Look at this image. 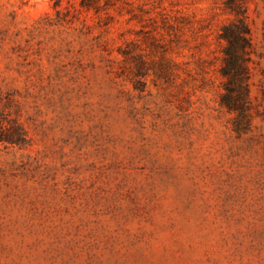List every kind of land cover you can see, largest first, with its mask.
Returning a JSON list of instances; mask_svg holds the SVG:
<instances>
[{
	"label": "rangeland",
	"instance_id": "obj_1",
	"mask_svg": "<svg viewBox=\"0 0 264 264\" xmlns=\"http://www.w3.org/2000/svg\"><path fill=\"white\" fill-rule=\"evenodd\" d=\"M226 0H0V264H264V0L245 115Z\"/></svg>",
	"mask_w": 264,
	"mask_h": 264
},
{
	"label": "trees",
	"instance_id": "obj_2",
	"mask_svg": "<svg viewBox=\"0 0 264 264\" xmlns=\"http://www.w3.org/2000/svg\"><path fill=\"white\" fill-rule=\"evenodd\" d=\"M83 2L88 4L85 0ZM225 5L235 13L236 19L224 25L220 32V38L226 41L222 66L226 82L221 103L228 110L245 115L249 103L250 28L245 18L240 16V0H226Z\"/></svg>",
	"mask_w": 264,
	"mask_h": 264
}]
</instances>
